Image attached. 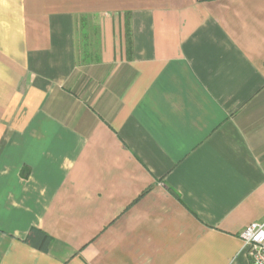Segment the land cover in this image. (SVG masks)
Masks as SVG:
<instances>
[{
	"label": "crops",
	"instance_id": "crops-1",
	"mask_svg": "<svg viewBox=\"0 0 264 264\" xmlns=\"http://www.w3.org/2000/svg\"><path fill=\"white\" fill-rule=\"evenodd\" d=\"M263 219L264 0H0V264H252Z\"/></svg>",
	"mask_w": 264,
	"mask_h": 264
},
{
	"label": "built area",
	"instance_id": "built-area-1",
	"mask_svg": "<svg viewBox=\"0 0 264 264\" xmlns=\"http://www.w3.org/2000/svg\"><path fill=\"white\" fill-rule=\"evenodd\" d=\"M242 238L251 263L264 264V219L246 226Z\"/></svg>",
	"mask_w": 264,
	"mask_h": 264
},
{
	"label": "trees",
	"instance_id": "trees-1",
	"mask_svg": "<svg viewBox=\"0 0 264 264\" xmlns=\"http://www.w3.org/2000/svg\"><path fill=\"white\" fill-rule=\"evenodd\" d=\"M26 240L27 242L47 251L50 238L47 234L42 233V231L37 228H33L31 234H29Z\"/></svg>",
	"mask_w": 264,
	"mask_h": 264
}]
</instances>
